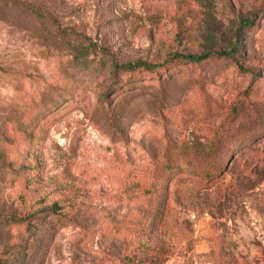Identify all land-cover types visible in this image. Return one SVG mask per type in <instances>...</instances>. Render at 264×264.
I'll return each instance as SVG.
<instances>
[{"label":"rangeland","instance_id":"obj_1","mask_svg":"<svg viewBox=\"0 0 264 264\" xmlns=\"http://www.w3.org/2000/svg\"><path fill=\"white\" fill-rule=\"evenodd\" d=\"M0 258L264 264V0H0Z\"/></svg>","mask_w":264,"mask_h":264},{"label":"trees","instance_id":"obj_2","mask_svg":"<svg viewBox=\"0 0 264 264\" xmlns=\"http://www.w3.org/2000/svg\"><path fill=\"white\" fill-rule=\"evenodd\" d=\"M248 23V20H242L240 22V26H243V25H246ZM232 50H234L233 48L228 51V52H222V51H217V52H214L215 55H219V56H226V55H230V53L232 52ZM211 53H202L198 56H193V55H190V54H179V53H176L174 54V58H180V59H184V60H187L189 62H196V61H199V60H203L205 58H207ZM136 65H144V63H141V62H136L135 64H125L124 67H128V68H133L134 66ZM0 264H8L7 263V260L5 258H0Z\"/></svg>","mask_w":264,"mask_h":264}]
</instances>
